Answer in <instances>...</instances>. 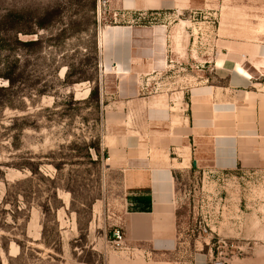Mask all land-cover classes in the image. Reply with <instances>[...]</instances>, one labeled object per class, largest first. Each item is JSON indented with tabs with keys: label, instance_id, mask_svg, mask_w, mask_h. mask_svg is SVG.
<instances>
[{
	"label": "rangeland",
	"instance_id": "374dc122",
	"mask_svg": "<svg viewBox=\"0 0 264 264\" xmlns=\"http://www.w3.org/2000/svg\"><path fill=\"white\" fill-rule=\"evenodd\" d=\"M186 4L108 40L106 0H0V264H105L135 165L172 172L187 260L264 264V174L215 168L210 114L234 64L264 87V0Z\"/></svg>",
	"mask_w": 264,
	"mask_h": 264
},
{
	"label": "crops",
	"instance_id": "0c3cea01",
	"mask_svg": "<svg viewBox=\"0 0 264 264\" xmlns=\"http://www.w3.org/2000/svg\"><path fill=\"white\" fill-rule=\"evenodd\" d=\"M186 3L187 0H106L110 13L123 15L128 22L111 27L105 38H115L117 32L134 37V32H139L140 17L160 16L164 11L185 7ZM253 58L257 62L250 65L258 76L264 72V46ZM239 66L234 64L235 75L228 88L212 90L214 166L221 171L241 169L263 175L264 87L256 83L254 75L247 78L240 74L246 70ZM123 185L124 243L108 253L105 264H208V259L200 254L187 260L186 249L180 244L177 193L170 170L128 166L123 168Z\"/></svg>",
	"mask_w": 264,
	"mask_h": 264
},
{
	"label": "built area",
	"instance_id": "2783aa9c",
	"mask_svg": "<svg viewBox=\"0 0 264 264\" xmlns=\"http://www.w3.org/2000/svg\"><path fill=\"white\" fill-rule=\"evenodd\" d=\"M113 237H112V242L117 246V248H120L123 246L124 243V234L120 229H116L112 232ZM221 264V263H217Z\"/></svg>",
	"mask_w": 264,
	"mask_h": 264
},
{
	"label": "water",
	"instance_id": "95a60500",
	"mask_svg": "<svg viewBox=\"0 0 264 264\" xmlns=\"http://www.w3.org/2000/svg\"><path fill=\"white\" fill-rule=\"evenodd\" d=\"M194 166H196V164H195V162H194ZM112 236H111V238L113 237V234H111Z\"/></svg>",
	"mask_w": 264,
	"mask_h": 264
},
{
	"label": "trees",
	"instance_id": "16d2710c",
	"mask_svg": "<svg viewBox=\"0 0 264 264\" xmlns=\"http://www.w3.org/2000/svg\"><path fill=\"white\" fill-rule=\"evenodd\" d=\"M93 94V91H92V93H91V95Z\"/></svg>",
	"mask_w": 264,
	"mask_h": 264
}]
</instances>
